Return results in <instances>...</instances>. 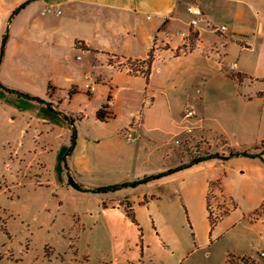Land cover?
<instances>
[{
	"label": "rangeland",
	"instance_id": "374dc122",
	"mask_svg": "<svg viewBox=\"0 0 264 264\" xmlns=\"http://www.w3.org/2000/svg\"><path fill=\"white\" fill-rule=\"evenodd\" d=\"M26 1L0 0V264H221L222 258V264H236L233 253H223L225 244L231 246L230 239L220 245L214 241L242 211L255 205L264 190L251 179L223 169L224 159L220 160L223 168L217 162L190 169L183 167L189 164L185 153V161L180 163L177 156L171 168L139 172L134 183L114 191L113 202L121 201L132 224L131 228L122 224L123 244L110 239L98 226L89 232V208L95 197L104 198L102 203L108 199L105 193L96 195L81 185L98 188L107 186L110 178L123 177L95 170L100 163L116 168L123 162L120 142L111 140L109 134L119 130L122 135L125 129L112 118L106 117V122L97 118L98 84L93 95L82 87L76 93L62 94L50 87L52 72L65 71L67 64L60 59L57 47L41 45L39 30L51 17L41 15L40 0H31L22 8ZM130 63L133 70H147L144 62ZM258 90L264 92L260 79L245 80L237 88L242 97L250 96L245 97L249 104L238 119L228 108L225 98L229 93L220 89L211 94L217 103H211L213 109L205 113L211 118L206 123L213 121L214 130L202 127L205 151L213 150L219 159L218 155L229 150H263L264 95H258ZM79 115L85 123L75 129ZM200 128L195 125L192 135ZM220 129L226 134H217ZM99 138L100 142H95ZM62 146L61 153L57 152ZM155 148L149 161L170 166L172 153L162 161ZM213 172L221 174V183L209 185L208 202L206 175ZM67 177L81 189L68 185ZM241 182L243 189H235ZM161 191L164 195L150 204L151 196Z\"/></svg>",
	"mask_w": 264,
	"mask_h": 264
},
{
	"label": "crops",
	"instance_id": "0c3cea01",
	"mask_svg": "<svg viewBox=\"0 0 264 264\" xmlns=\"http://www.w3.org/2000/svg\"><path fill=\"white\" fill-rule=\"evenodd\" d=\"M189 5L201 9V21L194 27L189 25L193 17L187 11ZM39 6L40 13L46 6L53 9L43 15L51 19L45 20L46 25L39 30L43 38L41 45L57 47L60 59L67 64L65 71L52 72L50 87L54 92L76 93L82 87L93 95L98 84L100 90L95 97L100 106L96 116L103 107L104 117L112 118L114 124L123 126L121 129L126 131L136 123L135 127L141 133L133 143L125 141L124 130L123 136L117 133L119 130L112 136L109 134L111 140L117 143L119 140L123 162L116 168L97 164L95 173H116L123 174V177L118 180L110 178L107 186L103 187L128 186L136 181L139 172L146 174L171 168L176 164L177 156L182 163L187 152L175 144L174 139L184 136L183 128L201 127L193 131L194 138H203L202 127L214 131L210 125L213 121L207 124L206 120L211 118L205 116L207 110L213 109L210 104L217 103L211 94H218L220 89L229 93L225 98L229 101L228 108L232 117L238 119L249 104L245 101L249 93L242 97L237 88L245 80L252 83L254 79H260L264 83V0H40ZM221 26L226 29L220 30ZM55 34L60 37H53ZM131 61L144 62L146 72L133 70ZM86 74L91 76L92 92L85 88ZM198 88L201 89L199 95L196 93ZM261 92L258 90V95ZM108 99L111 105L104 106ZM188 106L196 110V117H182L184 108ZM49 107L54 105L49 104ZM106 117L100 121L106 122ZM76 118L79 122L75 129L85 123L82 116ZM224 129L217 134H226ZM95 142H100V138ZM222 147L225 146L222 144ZM154 148L162 161L169 157V152L172 153L170 166L149 161V153ZM63 149L64 146L57 148V152L61 153ZM244 151L229 150L218 155L217 159L213 150H204L203 158L193 164H190L188 155L189 164L183 167L194 169L203 163L215 166L217 162L221 167L220 160L224 159L223 167L226 168H221L231 169L235 176L251 179L264 190V152L246 156L242 154ZM92 158V155L88 158L90 170L95 166ZM83 172H88V165ZM206 176L205 185L207 183L208 187L215 182L221 183V174L213 172ZM156 179L160 180L159 177ZM241 183L235 189H243ZM81 187L87 190L96 188L87 184ZM209 190L210 187L205 195L208 202ZM114 191L115 188L105 192L108 199L105 203H102L104 198L95 197L94 206L89 208L88 221L92 222L89 232L98 226L110 239L122 243V224L125 222L130 228L132 224L126 219L121 201L113 202ZM163 195V191L153 194L150 204ZM263 207L264 195H259L254 206L242 211V216L235 219L231 227L221 230L216 236L214 245L230 239L231 246L225 244L227 248L223 253H233L236 264H264V255H260L264 253ZM127 209L131 206L128 205ZM133 230L136 232L135 228ZM224 262L222 258L221 264ZM126 263L129 262L126 260Z\"/></svg>",
	"mask_w": 264,
	"mask_h": 264
},
{
	"label": "built area",
	"instance_id": "2783aa9c",
	"mask_svg": "<svg viewBox=\"0 0 264 264\" xmlns=\"http://www.w3.org/2000/svg\"><path fill=\"white\" fill-rule=\"evenodd\" d=\"M52 11H53L52 7L46 6L41 11V14L45 15L47 13H51ZM187 11L193 16L189 21V25L192 27L198 25L199 22L201 21L200 18L201 9L196 6L189 5L187 7ZM225 29H226L225 26L220 27V30H225ZM181 34L183 35L184 33L181 32ZM84 80H85V88L87 89L88 92H92L94 90V87L91 85L90 74H86ZM196 93L199 95L201 93V89L200 88L196 89ZM111 103H112L111 100L108 99L106 106H110ZM196 114H197L196 110L193 107L188 106L184 108L182 117L187 119L194 118L196 117ZM135 126L136 123L132 124V126L128 128L124 133L125 141L127 143H133L136 139H139L141 137V133L138 131V129ZM192 130L193 128L191 126H185L182 130L184 136L182 138L181 137L175 138L174 143L184 147L191 159H197L203 155V150H204L203 140L202 138H194L192 135ZM260 255L263 256L264 253L261 252Z\"/></svg>",
	"mask_w": 264,
	"mask_h": 264
},
{
	"label": "trees",
	"instance_id": "16d2710c",
	"mask_svg": "<svg viewBox=\"0 0 264 264\" xmlns=\"http://www.w3.org/2000/svg\"><path fill=\"white\" fill-rule=\"evenodd\" d=\"M30 0H28V1H26V2H24V4L22 5V7L26 4V3H28ZM239 77H241V76H239ZM264 95V92H261L259 95ZM104 117V111H103V107L97 112V118L98 119H100V120H104L105 119V117H106V115H105V117ZM73 143H74V137H73ZM262 152H264V144H263V150L262 151H260V152H256V153H253V152H250V151H244V152H242V154L243 155H246V156H254V155H260ZM231 155H233V153L231 154ZM203 157H201V158H198V159H192V160H190V164H193V163H195V162H198V161H200L201 159H202ZM206 158V157H205ZM67 181H68V183L71 185V186H73L75 189H78V190H80L81 188H80V186L79 185H77L70 177H67ZM113 188H115L114 186H108V187H98V188H95V189H93V190H91V191H93V192H95V193H105V192H107L108 190H111V189H113ZM256 213H257V211H255Z\"/></svg>",
	"mask_w": 264,
	"mask_h": 264
},
{
	"label": "water",
	"instance_id": "95a60500",
	"mask_svg": "<svg viewBox=\"0 0 264 264\" xmlns=\"http://www.w3.org/2000/svg\"><path fill=\"white\" fill-rule=\"evenodd\" d=\"M16 12V11H15Z\"/></svg>",
	"mask_w": 264,
	"mask_h": 264
}]
</instances>
